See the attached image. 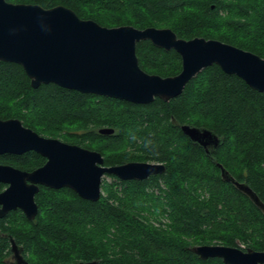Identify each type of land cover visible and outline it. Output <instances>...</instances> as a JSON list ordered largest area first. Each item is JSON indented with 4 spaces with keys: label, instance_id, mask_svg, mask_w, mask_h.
<instances>
[{
    "label": "trees",
    "instance_id": "1",
    "mask_svg": "<svg viewBox=\"0 0 264 264\" xmlns=\"http://www.w3.org/2000/svg\"><path fill=\"white\" fill-rule=\"evenodd\" d=\"M8 2L64 6L106 28L171 29L183 40H217L264 58V0ZM137 57L151 75L172 77L182 70L176 51L150 41L137 44ZM0 119H18L41 136L100 152L105 166H166L163 174L142 182L108 176L121 190L104 183L98 202L68 188L40 187L35 221L20 210L0 219V264H15L11 239L30 264H224L202 260L193 252L195 245L264 252V208L224 180L218 167L250 187L264 205V92L220 67L203 70L169 102L138 105L55 84L33 89L20 65L0 62ZM183 125L212 131L219 147L207 154L183 133ZM104 128L115 133L101 135ZM120 147L130 152L121 154ZM46 162L35 152L0 156V164L27 172ZM6 188L0 183V193ZM155 189L160 196L149 192ZM161 214L171 220L168 230L148 221Z\"/></svg>",
    "mask_w": 264,
    "mask_h": 264
},
{
    "label": "water",
    "instance_id": "2",
    "mask_svg": "<svg viewBox=\"0 0 264 264\" xmlns=\"http://www.w3.org/2000/svg\"><path fill=\"white\" fill-rule=\"evenodd\" d=\"M142 41H150L165 51H176L182 58L181 72L161 77L142 70L137 57V44ZM0 62L20 65L33 89L55 84L82 94L138 105H149L156 99L169 102L179 97L198 74L215 65L225 74L239 77L253 90L264 92V58L252 52L217 40H183L171 29L106 28L93 20L80 19L64 6L47 9L0 0ZM181 129L207 154L220 145V139L210 130L190 125H183ZM99 133L110 136L115 130L104 128ZM30 152L41 155L47 162L32 172L0 164V183L7 186L0 193V219L20 210L29 221H35L39 215L36 195L40 187L68 188L84 200L98 202L105 176L142 182L166 171L161 163L105 166L100 152L43 137L18 119H0V156H22ZM218 167L224 180L232 182L257 206L264 208L250 187L229 177L222 165ZM11 251L15 264H30L13 239ZM193 252L204 261L221 259L224 264H264V252H244L237 247L200 245Z\"/></svg>",
    "mask_w": 264,
    "mask_h": 264
},
{
    "label": "rangeland",
    "instance_id": "3",
    "mask_svg": "<svg viewBox=\"0 0 264 264\" xmlns=\"http://www.w3.org/2000/svg\"><path fill=\"white\" fill-rule=\"evenodd\" d=\"M44 137V136H43ZM46 138H49V137H46ZM60 140V139H59ZM62 141V140H61ZM66 143V142H65ZM118 151V149H117ZM119 152H122L121 154H128L130 151L127 150V147H120L119 149ZM104 183H108L110 185H115L114 189L116 190H121L120 189V185L119 184H116L114 182V179L108 177V176H105L103 178V181H102V195H105V192L103 191V184ZM161 188L163 190H166L165 186L163 183H161ZM153 190V189H152ZM149 191L150 193H154L156 196H160L161 195V191H157L156 189L153 191ZM204 197H208V194H206ZM139 205V204H138ZM145 212V211H144ZM150 222V224H152L155 228L157 229H161V230H168L169 227L171 226V220L170 218L168 217V214H161V215H156V216H153L151 217V219L148 220ZM195 246H198V245H195Z\"/></svg>",
    "mask_w": 264,
    "mask_h": 264
},
{
    "label": "clouds",
    "instance_id": "4",
    "mask_svg": "<svg viewBox=\"0 0 264 264\" xmlns=\"http://www.w3.org/2000/svg\"><path fill=\"white\" fill-rule=\"evenodd\" d=\"M5 2L7 3V0H5Z\"/></svg>",
    "mask_w": 264,
    "mask_h": 264
}]
</instances>
